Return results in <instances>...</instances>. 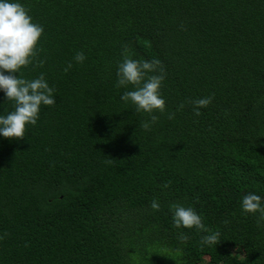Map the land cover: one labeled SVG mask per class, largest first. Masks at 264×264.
Listing matches in <instances>:
<instances>
[{
	"label": "trees",
	"instance_id": "1",
	"mask_svg": "<svg viewBox=\"0 0 264 264\" xmlns=\"http://www.w3.org/2000/svg\"><path fill=\"white\" fill-rule=\"evenodd\" d=\"M12 2L44 29L15 75L43 73L56 103L22 140L0 135V264H264V220L242 209L264 206V0ZM125 56L162 62L163 112L121 100ZM14 107L0 89V115ZM177 204L219 242L175 227Z\"/></svg>",
	"mask_w": 264,
	"mask_h": 264
},
{
	"label": "clouds",
	"instance_id": "2",
	"mask_svg": "<svg viewBox=\"0 0 264 264\" xmlns=\"http://www.w3.org/2000/svg\"><path fill=\"white\" fill-rule=\"evenodd\" d=\"M44 29L41 25L34 23L29 11L19 2L12 0H0V89L6 94L7 100L14 101L15 107L6 116L0 115V135L6 138L23 139L25 137L26 125H35L39 116L41 105H54L56 103L53 93L43 73L39 78L28 80L22 74L16 76L22 67L28 66L38 55V41ZM86 59L83 52H77L75 60L82 63ZM44 61H39L42 66ZM72 67L69 63L64 69L67 72ZM5 71L9 75H5ZM149 73H158L149 75ZM117 75V87L133 85L135 90L125 91L121 100L131 101L136 105V110L152 113L153 110L163 112L165 100L160 94L163 80L166 78L165 69L159 59L135 60L125 56L119 64ZM212 97H206L189 101L193 104L195 115H200V108L207 107ZM183 104L180 105L182 109ZM175 113L169 114V119L174 118ZM159 118L151 116V122L155 123ZM146 130L150 125L142 124ZM171 182H167V188ZM159 203L151 202V208L159 210ZM175 227L192 228L208 231L211 234L202 238L201 244L213 245L219 242V232H211L202 223V218L191 207L173 205ZM242 209L246 213L259 211L257 220L259 225L264 220V206L261 204V196L249 193L243 197ZM179 239L186 241L188 237L181 233Z\"/></svg>",
	"mask_w": 264,
	"mask_h": 264
},
{
	"label": "rangeland",
	"instance_id": "3",
	"mask_svg": "<svg viewBox=\"0 0 264 264\" xmlns=\"http://www.w3.org/2000/svg\"><path fill=\"white\" fill-rule=\"evenodd\" d=\"M229 246L231 249V253H236L243 257H247L250 255V249L247 248L245 245L236 242H231Z\"/></svg>",
	"mask_w": 264,
	"mask_h": 264
}]
</instances>
